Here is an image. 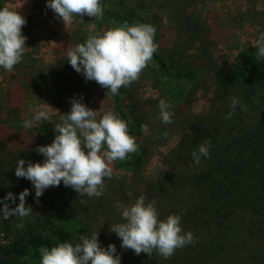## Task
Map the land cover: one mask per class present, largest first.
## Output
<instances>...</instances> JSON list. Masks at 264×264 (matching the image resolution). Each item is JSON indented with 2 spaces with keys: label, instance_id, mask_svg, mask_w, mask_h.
<instances>
[{
  "label": "trees",
  "instance_id": "obj_1",
  "mask_svg": "<svg viewBox=\"0 0 264 264\" xmlns=\"http://www.w3.org/2000/svg\"><path fill=\"white\" fill-rule=\"evenodd\" d=\"M215 0H100L103 16L74 17L68 35L52 38V59L45 71L38 67L14 66L3 69L0 85V201L10 192L15 204L19 193L28 189L25 206L32 214L0 219V264H40L41 247L59 243H80L81 236L97 233L99 245H115L120 264H264V58L256 56L255 45L236 51L232 63L214 61L212 48L228 45L230 29L218 14L205 20L194 6ZM247 1V0H246ZM249 1V0H248ZM251 2L254 0H250ZM0 8L3 7L0 0ZM125 21L155 27L158 50L139 79L113 96L95 81H88L68 63L67 51L84 43L90 35L120 26ZM211 77L214 86L207 111L191 114L181 106L187 85L198 82V75ZM151 88L155 96L143 97ZM54 110L53 128L44 141L23 127L30 97ZM230 97L239 100L234 114L226 118ZM72 99L80 100L99 115L111 110L128 124L139 150L112 164L123 177L104 179L100 197H80L63 183L49 187L35 197L30 181L15 176L19 159L43 163L35 150L50 145L60 115L68 114ZM171 105L172 120L181 132L176 144L161 158V167L146 171L154 149L141 132L143 118L150 108L159 110V101ZM247 107V112L242 110ZM99 115L97 119H99ZM210 140L209 157L195 165L191 152ZM141 195L146 203L156 201L158 218L181 216L183 231L191 232L194 242L177 249L164 259L155 251L134 254L121 248L112 225L123 223L121 210ZM84 203H81L80 200ZM3 205L0 204V207Z\"/></svg>",
  "mask_w": 264,
  "mask_h": 264
},
{
  "label": "clouds",
  "instance_id": "obj_2",
  "mask_svg": "<svg viewBox=\"0 0 264 264\" xmlns=\"http://www.w3.org/2000/svg\"><path fill=\"white\" fill-rule=\"evenodd\" d=\"M51 9L64 25L74 17L103 16L100 0H47ZM26 20L9 8H0V68L11 72L21 62L25 53L26 37L22 28ZM156 29L146 23L128 24L90 35L82 44L67 51L68 63L86 80L95 81L113 96L119 95L120 88H127L136 82L142 71L152 60L158 45L154 42ZM256 56L264 58V33L255 40ZM230 108L226 118H231L240 103L230 97ZM68 114L60 115L61 122L55 125V138L50 145L39 146L35 151L44 157L43 163H32L19 159L15 176L31 182L35 197L39 198L49 187H58L61 182L70 187L80 197H100L104 193L105 178H111L116 161H123L129 154L136 153L139 145L134 136L129 135L128 124L111 110L99 115V111L87 108L80 100L72 99ZM46 105V104H45ZM49 111L57 112L46 105ZM160 119L171 124L173 113L171 105L164 99L159 101ZM247 112V107L242 106ZM49 111H39L33 119L23 121V127L30 129L37 122L49 121ZM99 115V119H97ZM141 132L147 134L148 126L141 125ZM210 140L197 145L191 152L193 162L199 166L201 157L208 158ZM28 189L19 193V203L11 208L6 201L15 204L16 197L8 193L0 204V219L19 217V229L24 228V218L32 214L31 207L25 206ZM81 203L84 201L81 199ZM156 201L147 202L141 195L135 202L123 208V223L112 225L109 229L121 241V248L130 249L136 255L141 253L150 257L155 251L164 259H169L177 249L194 242L193 234L184 232L180 215H169L164 220L158 218ZM98 233V232H97ZM81 236L80 243H59L57 246L41 247L40 264H120V257L114 255L115 245L107 249L99 245L98 235Z\"/></svg>",
  "mask_w": 264,
  "mask_h": 264
},
{
  "label": "rangeland",
  "instance_id": "obj_3",
  "mask_svg": "<svg viewBox=\"0 0 264 264\" xmlns=\"http://www.w3.org/2000/svg\"><path fill=\"white\" fill-rule=\"evenodd\" d=\"M2 3L3 7L12 11L16 10L26 20V25L21 30L22 35L26 37V50L23 55L25 60L21 65L35 67L41 65L47 71L52 59V38L68 35L73 24L80 22L81 19L73 18L70 23L64 25L63 21L46 7L47 0H2ZM194 12L205 20L210 19L212 14H218L230 29L228 45L218 44L212 48L213 59L218 63L224 60L226 63H232L236 51L255 45V40L264 33V0L252 2L250 0H215L195 5ZM2 71L3 68H0V85ZM203 74L204 71L198 75L196 85H187L185 98L181 102L183 109L195 115L207 111L214 90L211 77L201 78ZM140 93L143 97L155 96L151 88L141 90ZM39 111H49V109L31 96L26 104L24 120L33 119ZM55 111L57 112L49 111V121L42 120L37 122L36 127L30 128L40 141H44L49 136L48 132L53 128V119L61 113L59 110ZM172 121L171 124L163 123L160 119V110L157 108H150L143 118L144 125L148 126L147 142L154 149L153 157L146 167L150 175L159 170L162 156L167 154L181 136V132L175 127V120ZM123 175L124 173L113 170V176L123 177ZM120 205L116 204L118 211H122Z\"/></svg>",
  "mask_w": 264,
  "mask_h": 264
}]
</instances>
